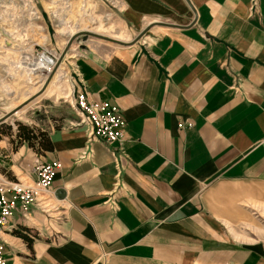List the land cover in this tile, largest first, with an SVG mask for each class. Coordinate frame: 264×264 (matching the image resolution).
I'll return each instance as SVG.
<instances>
[{"label": "crops", "instance_id": "crops-1", "mask_svg": "<svg viewBox=\"0 0 264 264\" xmlns=\"http://www.w3.org/2000/svg\"><path fill=\"white\" fill-rule=\"evenodd\" d=\"M112 1L123 41L146 31L106 53L81 45L74 118L46 131L49 150L11 154L28 183L36 161L60 166L49 207L1 233L7 263L264 264V0ZM78 88L121 110V168L116 143L85 154Z\"/></svg>", "mask_w": 264, "mask_h": 264}, {"label": "built area", "instance_id": "built-area-1", "mask_svg": "<svg viewBox=\"0 0 264 264\" xmlns=\"http://www.w3.org/2000/svg\"><path fill=\"white\" fill-rule=\"evenodd\" d=\"M48 1L50 2L48 12L50 11L60 24L59 18L54 14V11L58 12L57 7H51L54 0ZM37 2V0H0V90L2 91L5 90L2 88L6 79L10 82L17 81L18 76L23 77L26 91L32 84L44 85L48 74L58 64L61 50L49 41L46 23ZM65 4L66 11H70L73 7L72 1L66 0ZM66 11L61 16L65 19ZM62 34H66L68 41L74 33ZM64 59L65 57L59 64H62ZM6 94L9 92L6 91ZM73 96L78 111V123L85 126L87 149L85 154H91L94 141H101L108 147L116 143L118 154H115V164L121 168L122 160L127 158L122 147V138L127 125L121 110L109 100H91L84 89L78 88ZM179 127H183V124H179ZM112 154L114 155L113 152ZM59 166L58 160L36 161L31 170L35 179L31 183L12 180L0 174V264H9L3 254L1 233L7 228L11 216L17 213L26 218L30 208L36 204L44 210L49 207L48 202H45L48 199L46 194L51 192V183ZM112 198L110 202L113 203V210H116L117 203Z\"/></svg>", "mask_w": 264, "mask_h": 264}, {"label": "rangeland", "instance_id": "rangeland-1", "mask_svg": "<svg viewBox=\"0 0 264 264\" xmlns=\"http://www.w3.org/2000/svg\"><path fill=\"white\" fill-rule=\"evenodd\" d=\"M37 1V6L40 12H42L44 22L46 23L49 41L58 50H62L67 43V37L66 34L58 31L60 29L59 22L54 19L50 11L48 12L47 8L50 6V2L48 0ZM71 1L73 7L68 12L66 11L67 8L64 7L66 0H54L51 3V7H57L56 18H60L66 11V18L70 17L72 24H77L74 29L75 33L83 30L93 31L94 33L103 36L107 35L120 41L131 40L133 38V35L129 33V27H126L125 23L119 19L118 11L112 5V0ZM86 9L89 10V13ZM90 16H94V18ZM81 45L106 53L107 49L117 44L93 36L88 37L86 41H82L81 37L76 39L65 55V59L62 62V70H59L60 67L58 68L53 76L54 78L52 77L51 83L47 85L45 90H41L43 83H39L38 85L32 84L27 87L29 91L27 93L23 77L19 76L17 81L10 82L9 79L4 81L2 89H5L9 94H6L5 90H0V118L7 112H12L13 115L0 123V173H4L10 177L11 173L8 167L12 163L10 161L12 159L11 154H15L19 146L23 145L17 137L19 125L35 128L40 131H48L52 124L69 123L74 118L75 111L73 105H71L70 74L72 62L82 52ZM44 91L45 93H43ZM10 92L12 93L10 94ZM34 93L37 94L34 95ZM38 146L36 144L33 150L40 152V150H36ZM22 157L23 155H21L20 159L15 160V163L19 164ZM14 170L18 171L16 167H14Z\"/></svg>", "mask_w": 264, "mask_h": 264}, {"label": "water", "instance_id": "water-1", "mask_svg": "<svg viewBox=\"0 0 264 264\" xmlns=\"http://www.w3.org/2000/svg\"><path fill=\"white\" fill-rule=\"evenodd\" d=\"M146 31V29L140 31L136 38L132 41V42H129V43H135L136 40H138L142 35L143 33ZM96 37V38H99V39H103V40H109L111 42H114L116 44H129L128 42H125V41H120V40H117L115 38H112L110 36H103L101 34H98V33H94L93 31L89 32V31H77L76 33H74L73 35L70 36V38L68 39L67 43L65 44V46L63 47V49L61 50V54H60V57H59V61H58V64L62 61V59L65 57V55L68 53V49L70 48V46L73 44L74 41H76V39H79L81 37L82 41H86L88 37ZM57 64V65H58ZM56 69V68H55ZM55 69L50 72L47 76V79L45 81V84L43 85V89L47 86V84L49 83L48 81L50 80L53 72L55 71ZM42 89V90H43ZM37 94V93H35ZM34 94V95H35ZM33 95V96H34ZM11 115H13L12 112H7L5 115H3V117L0 118V123L4 122L5 119H7L8 117H10ZM61 192V195L57 194L56 192V196L59 197V198H63L64 197V193L62 191H58V193Z\"/></svg>", "mask_w": 264, "mask_h": 264}, {"label": "trees", "instance_id": "trees-1", "mask_svg": "<svg viewBox=\"0 0 264 264\" xmlns=\"http://www.w3.org/2000/svg\"><path fill=\"white\" fill-rule=\"evenodd\" d=\"M20 143H27L30 147L34 149L35 145L38 144L39 146L36 147V150L39 151L42 150H49L52 147V143L48 139V135L46 131H40L38 129H33L28 126L19 125V132L17 135ZM34 143V144H33ZM8 177V176H7ZM9 179H12L8 177ZM15 180V179H12ZM21 230L27 231L26 228H23ZM15 233L19 235H23L26 237L25 233H21L20 231H15ZM27 238V237H26Z\"/></svg>", "mask_w": 264, "mask_h": 264}, {"label": "bare ground", "instance_id": "bare-ground-1", "mask_svg": "<svg viewBox=\"0 0 264 264\" xmlns=\"http://www.w3.org/2000/svg\"><path fill=\"white\" fill-rule=\"evenodd\" d=\"M82 1H85V0H82ZM86 11L89 13V10L88 9H86ZM57 14V12L56 11H54V14ZM55 14V15H56ZM85 17V16H84ZM91 17V16H90ZM93 18H94V16H92ZM91 17V18H92ZM71 19H70V17L69 18H66L65 20H64V18L63 17H60L59 18V21H60V24H59V32L61 33H68L69 35H71V34H73V33H75V31H74V29H75V27H76V25H74V24H72V21H70ZM63 26V27H62ZM84 31V30H83ZM85 31H87V30H85ZM89 32H91V31H89ZM59 65L60 64H58V65H56V69H55V71L53 72V74H52V76H51V78H50V80L48 81L49 83H51L50 81H51V79H52V77L54 76V74L56 73V71L58 70V68H59ZM54 78V77H53ZM48 83V84H49ZM47 84V85H48ZM47 87V86H46ZM45 87V88H46ZM45 88H44V90H45ZM43 89V88H42ZM41 89V90H42Z\"/></svg>", "mask_w": 264, "mask_h": 264}]
</instances>
